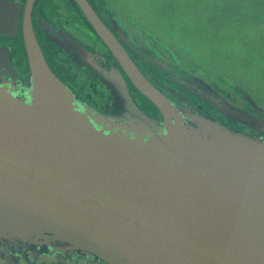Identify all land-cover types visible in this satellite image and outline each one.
I'll use <instances>...</instances> for the list:
<instances>
[{
	"label": "water",
	"instance_id": "water-1",
	"mask_svg": "<svg viewBox=\"0 0 264 264\" xmlns=\"http://www.w3.org/2000/svg\"><path fill=\"white\" fill-rule=\"evenodd\" d=\"M34 1L22 21L27 81L0 47V264H264V117L214 91L200 95L254 134L178 107L76 0L160 119L115 74L102 78L119 111L81 103L38 46ZM19 15L18 2L0 0V37L18 34Z\"/></svg>",
	"mask_w": 264,
	"mask_h": 264
},
{
	"label": "flooded vegetation",
	"instance_id": "flooded-vegetation-1",
	"mask_svg": "<svg viewBox=\"0 0 264 264\" xmlns=\"http://www.w3.org/2000/svg\"><path fill=\"white\" fill-rule=\"evenodd\" d=\"M8 1L20 4L19 29L14 37L1 36L0 47L14 48L11 64L24 76L28 72V64L22 38V21L27 0ZM85 1L135 68L171 101L176 104L186 103L198 112L225 121L230 126L242 128L240 124L225 119L200 95L216 91L231 104L250 113L264 115L245 100L242 92L236 90L238 97L230 93L228 94L231 97L227 96L216 86L174 66L169 60L164 59L163 52L159 51L157 54V50L154 49L155 42L166 46L153 35H148L151 42L147 44L143 39L144 33L138 31L148 32L140 29L138 24L134 25L137 33L129 37L118 24L116 12H113L106 0ZM30 20L38 46L48 65L78 101L104 112L119 111L122 104L119 94L102 78V74H115L123 79L129 96L142 110L158 116L156 108L135 88L76 0H35L30 10ZM64 42L77 44L92 54V63L90 65L83 63L75 54L64 48L66 47ZM151 43L154 46H151Z\"/></svg>",
	"mask_w": 264,
	"mask_h": 264
},
{
	"label": "rangeland",
	"instance_id": "rangeland-1",
	"mask_svg": "<svg viewBox=\"0 0 264 264\" xmlns=\"http://www.w3.org/2000/svg\"><path fill=\"white\" fill-rule=\"evenodd\" d=\"M106 1L129 37L138 24L174 66L227 96L239 87L264 110V0Z\"/></svg>",
	"mask_w": 264,
	"mask_h": 264
}]
</instances>
